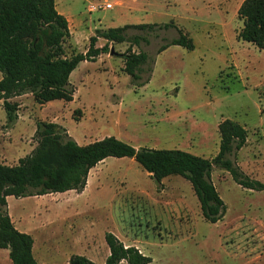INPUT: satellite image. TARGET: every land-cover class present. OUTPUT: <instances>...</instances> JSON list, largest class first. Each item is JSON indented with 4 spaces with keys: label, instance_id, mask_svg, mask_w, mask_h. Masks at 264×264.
<instances>
[{
    "label": "rangeland",
    "instance_id": "1",
    "mask_svg": "<svg viewBox=\"0 0 264 264\" xmlns=\"http://www.w3.org/2000/svg\"><path fill=\"white\" fill-rule=\"evenodd\" d=\"M241 1L57 0L70 17L67 54L85 52L100 28L158 25L128 28L121 43L98 37L95 46L108 43L112 53L72 70L71 101L39 104L31 93L21 94L11 99L18 103V119L10 124L0 104V160L14 165L35 149L37 120L58 122L80 145L114 136L135 148H177L212 158L218 124L231 119L246 129L247 141L228 157L264 183V49L237 38ZM106 2L113 8L90 10ZM164 23L173 26H159ZM179 31L192 39L193 49L169 45L157 53ZM140 51L149 59L132 79L122 54ZM88 181L80 197L59 192L11 198L9 211L33 223L27 229H33L41 253L85 252L103 264L109 254L104 235L112 232L149 256L148 264H264V189L242 188L223 168L211 170L226 205L213 224L204 219L187 179L170 175L158 184L133 158L107 157L91 169Z\"/></svg>",
    "mask_w": 264,
    "mask_h": 264
},
{
    "label": "trees",
    "instance_id": "2",
    "mask_svg": "<svg viewBox=\"0 0 264 264\" xmlns=\"http://www.w3.org/2000/svg\"><path fill=\"white\" fill-rule=\"evenodd\" d=\"M237 16L242 26L237 38L264 49V0H242ZM158 24H125L97 29L89 38L85 52L67 54L64 43L70 37L66 17L56 9L55 0H0V101L7 123L17 119L18 103L11 99L31 93L34 100L44 104L55 99L71 101L74 89L69 82L72 70L81 61L94 60L108 53V43L96 47L98 37L108 42L125 41L128 28L145 29ZM164 28L173 23L159 25ZM137 43L138 37H133ZM169 45H181L192 50V39L179 31L176 38L162 44L157 53ZM123 55L124 71L139 78L148 59L146 52ZM37 145L14 165L0 162V248L8 249L12 264H38L32 253V236L17 230L8 214L6 197L16 198L83 191L88 173L107 157L133 158L158 184L170 175L187 179L197 197L204 219L212 224L220 220L226 205L211 181L213 166L225 169L235 183L251 190L264 189V183L251 179L228 156L241 149L247 141V131L231 119L218 124L219 147L212 158L195 155L177 148H148L134 146L105 136L80 145L65 127L53 121L36 122ZM109 249L103 264H148L151 258L133 245H124L112 232H106ZM69 264H95L83 255L73 254Z\"/></svg>",
    "mask_w": 264,
    "mask_h": 264
},
{
    "label": "crops",
    "instance_id": "3",
    "mask_svg": "<svg viewBox=\"0 0 264 264\" xmlns=\"http://www.w3.org/2000/svg\"><path fill=\"white\" fill-rule=\"evenodd\" d=\"M242 2V1H241ZM240 2V3H241ZM107 3V2H106ZM240 3L238 4V6L240 5ZM55 4H56V9L58 10V12L59 13H61V14H63L65 17H66V19H67V21H68V27H69V25H70V23H69V18L70 17H68L65 13H64V11H60L59 9H58V5H57V0H55ZM237 6V7H238ZM111 8H113V5L111 4ZM102 9V8H101ZM101 29V28H100ZM1 76H2V74H1V72H0V78H1ZM17 96H20V95H17ZM17 96H15V98L17 97ZM0 104H1V101H0ZM17 119H18V116H17ZM16 119V120H17ZM56 123H58V122H56ZM3 147H2V145H1V149H2ZM0 162H2L1 160H0ZM2 163H4V164H6V162L4 161V162H2ZM9 165V164H8ZM95 167V166H94ZM93 167V168H94ZM92 168V169H93ZM90 171H91V169H90ZM89 171V172H90ZM89 180V173H88V176H87V180H86V185H85V187H84V189H83V191H80V192H76V190H68V191H65V192H61V193H72V192H74L78 197H80L85 191H86V189L88 188V181ZM163 180V179H162ZM14 196H12V195H8L7 197H6V202H7V209H8V214H9V216H10V219H11V221H12V223H13V225H14V227L17 229V230H19V231H21V232H25V233H28V234H30L31 236H32V239H33V243H32V253H33V256H34V258H35V260L38 262V264H69V257L66 255V252H62V250L59 248V249H46L45 250V253H41L40 252V249H42V248H40L37 244H35V238H34V235H33V229H31V230H28L27 229V226L28 225H33V223H31V222H29V221H26V220H23V218H21V217H16L15 219H14V217H13V215L11 214V212L9 211V203H10V200H11V198H13ZM31 197V196H30ZM14 198H16V197H14ZM20 198V197H19ZM31 223V224H30ZM35 223V222H34ZM120 241H122L123 242V244L124 245H126L125 244V242H124V240L118 235V234H115V233H113ZM83 240L85 241V243H87L88 244V224H85V231H84V236H83ZM41 245H43V244H41ZM108 247V246H107ZM136 247V246H135ZM138 248V247H137ZM38 249V250H37ZM139 249V248H138ZM8 249H0V264H12L11 263V260L9 259V257H8V251H7ZM34 250H36V251H34ZM140 250V249H139ZM4 251V252H3ZM47 251V252H46ZM107 251H109V249L107 250ZM141 251V250H140ZM35 252H37V256L35 255ZM142 252V251H141ZM143 253V252H142ZM62 254L64 255V257H66L63 261L61 260L62 258ZM144 254V253H143ZM78 255H85V257H87L88 258V255L84 252V253H78ZM8 257V258H7ZM89 259V258H88ZM123 262V261H122ZM120 264V263H119Z\"/></svg>",
    "mask_w": 264,
    "mask_h": 264
},
{
    "label": "built area",
    "instance_id": "4",
    "mask_svg": "<svg viewBox=\"0 0 264 264\" xmlns=\"http://www.w3.org/2000/svg\"><path fill=\"white\" fill-rule=\"evenodd\" d=\"M90 6H91L90 10L98 9L99 7H101V8H111V3L107 2L104 5L98 4V6H96V4L95 5L91 4Z\"/></svg>",
    "mask_w": 264,
    "mask_h": 264
},
{
    "label": "water",
    "instance_id": "5",
    "mask_svg": "<svg viewBox=\"0 0 264 264\" xmlns=\"http://www.w3.org/2000/svg\"><path fill=\"white\" fill-rule=\"evenodd\" d=\"M111 53H112V49H111V51H110Z\"/></svg>",
    "mask_w": 264,
    "mask_h": 264
}]
</instances>
